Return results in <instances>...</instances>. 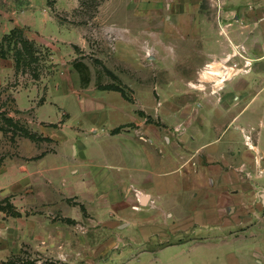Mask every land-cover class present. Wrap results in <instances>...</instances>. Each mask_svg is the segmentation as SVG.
<instances>
[{"label": "rangeland", "instance_id": "rangeland-1", "mask_svg": "<svg viewBox=\"0 0 264 264\" xmlns=\"http://www.w3.org/2000/svg\"><path fill=\"white\" fill-rule=\"evenodd\" d=\"M212 6L0 0V264H138L136 230L108 201L110 179L84 162L92 147L122 157L123 142L149 137L156 170L177 156L193 170L214 163L227 171L225 183L248 191L237 214H249L253 224L264 218V18L248 54L232 47L239 54L227 63L234 70L227 66L226 79L219 74L228 52L202 65L207 44L198 26L216 24ZM196 10L207 22H198ZM235 41L243 47L241 37ZM77 61L89 68L85 85ZM209 68L214 72L204 73ZM249 103L252 115L235 125ZM222 106L231 112H213ZM227 127L233 139L218 144ZM130 210H123L127 219Z\"/></svg>", "mask_w": 264, "mask_h": 264}, {"label": "crops", "instance_id": "crops-1", "mask_svg": "<svg viewBox=\"0 0 264 264\" xmlns=\"http://www.w3.org/2000/svg\"><path fill=\"white\" fill-rule=\"evenodd\" d=\"M166 1L168 4L174 1L198 4L204 0ZM208 1L213 4L214 15L211 17L216 24L198 26L201 28L199 34L204 35L207 44V55L202 65L208 63L214 55L231 53L232 47L234 50V47L244 48L248 54V42L252 35L254 37L256 28L264 18V0ZM195 18L198 22H207L209 17L206 12L196 10ZM229 18L233 20H228ZM225 19L228 21H224ZM215 33L217 35L214 38L212 35ZM240 37L243 47L234 42L235 38ZM253 107L254 105L249 103L245 108L249 111H240L238 116H234L233 123L237 125L246 115L251 116ZM217 108L213 110L214 113L231 112L229 107ZM228 127L224 134L218 137V144L227 145L233 139L234 133H230ZM195 135L198 148H202L205 143L201 140V133L196 131ZM153 144L152 137H149L146 144L137 140L133 143L123 142L122 149L126 152L122 155L120 150L122 157L106 153L102 147H92L88 150L92 152H89L92 155L89 156L90 163L84 162L89 169L94 170L97 167L105 171V177L110 179L107 191L113 198L108 197V201H112V208L114 207L117 216L121 214L120 217L128 220L130 226L136 230L133 239L136 238L137 241V263L264 264V218L253 224V217L249 214L241 215L242 217L237 214L242 211L238 212L236 206L248 199V191L225 183L227 171L217 169L214 163L208 170L201 168L200 164L193 170L191 165L188 169L187 160L177 156L173 160V166L168 165L165 169L156 170L155 163L151 164L155 156L147 149ZM116 157H120V162ZM115 158L117 160H114ZM195 160L196 163L201 162L198 158ZM114 161L117 164H111ZM114 166L123 173L120 179L115 174ZM156 176L179 177L183 184H166V181H163L161 185H157V181H154ZM188 176L193 178V184H186L191 183L189 178L187 179ZM206 178L209 179V184L203 185ZM220 178H224V182L217 184ZM247 202L250 204L249 200ZM109 208L111 206L107 209ZM124 209H131L132 216L129 219L123 214ZM122 219L116 221L117 225Z\"/></svg>", "mask_w": 264, "mask_h": 264}, {"label": "trees", "instance_id": "trees-1", "mask_svg": "<svg viewBox=\"0 0 264 264\" xmlns=\"http://www.w3.org/2000/svg\"><path fill=\"white\" fill-rule=\"evenodd\" d=\"M17 30H18L17 28H14L11 31V34H12L11 36L15 35ZM19 41L23 42L24 44H28V40L24 37H20ZM29 46H31V45L29 44ZM74 66H75L76 70H78L80 77H81V80L84 83V85L87 84L90 81V71H89L88 66L82 61H77L74 64ZM8 120H12V119L9 117Z\"/></svg>", "mask_w": 264, "mask_h": 264}, {"label": "built area", "instance_id": "built-area-1", "mask_svg": "<svg viewBox=\"0 0 264 264\" xmlns=\"http://www.w3.org/2000/svg\"><path fill=\"white\" fill-rule=\"evenodd\" d=\"M237 54H239L237 51H235V52H231V53H229L228 55H227V57H225V58H223V59H221V61L223 62V71L224 72H222L223 74H219L220 76H224V78H228V77H226V75H227V73L228 74H231V70L233 71L234 70V67L233 66H231V65H227V63L230 61V59L232 58V56H235V55H237ZM235 65H237V64H235ZM211 67L210 68H212V65H210ZM227 66H229V68L231 69V70H227V71H225L226 69H227ZM225 67V68H224Z\"/></svg>", "mask_w": 264, "mask_h": 264}, {"label": "bare ground", "instance_id": "bare-ground-1", "mask_svg": "<svg viewBox=\"0 0 264 264\" xmlns=\"http://www.w3.org/2000/svg\"><path fill=\"white\" fill-rule=\"evenodd\" d=\"M212 72H214V71H212V69L210 70V68H209V69H206L204 73H212Z\"/></svg>", "mask_w": 264, "mask_h": 264}]
</instances>
